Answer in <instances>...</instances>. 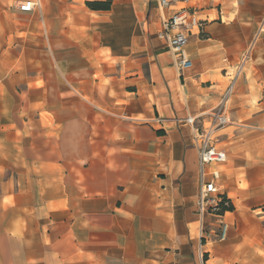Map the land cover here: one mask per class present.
<instances>
[{
	"label": "crops",
	"instance_id": "0c3cea01",
	"mask_svg": "<svg viewBox=\"0 0 264 264\" xmlns=\"http://www.w3.org/2000/svg\"><path fill=\"white\" fill-rule=\"evenodd\" d=\"M25 1L0 0V264H264V0L179 1L204 20L181 73L155 0ZM249 48L217 131L227 237L201 241L194 126Z\"/></svg>",
	"mask_w": 264,
	"mask_h": 264
},
{
	"label": "built area",
	"instance_id": "2783aa9c",
	"mask_svg": "<svg viewBox=\"0 0 264 264\" xmlns=\"http://www.w3.org/2000/svg\"><path fill=\"white\" fill-rule=\"evenodd\" d=\"M160 11V28L157 38L171 51L173 64L178 72L191 66L185 47L191 35H201L204 20L197 16L193 8L185 5L176 7L181 0H155ZM35 6L33 1H25L19 5L20 10L29 11ZM170 10V13H166ZM250 48L246 50L231 72L230 84L224 92L222 101L208 114L207 126H194L193 140L198 150V192L195 214L198 218V232L201 241L215 236L217 240L227 237L229 225L224 216L231 207V200L220 185L219 166L226 160V151L217 144L216 132L228 122L225 112V101L231 91L236 77L242 72L244 64L249 60ZM192 125L194 117H187ZM210 218L208 227L206 219ZM202 255V253H201Z\"/></svg>",
	"mask_w": 264,
	"mask_h": 264
},
{
	"label": "trees",
	"instance_id": "16d2710c",
	"mask_svg": "<svg viewBox=\"0 0 264 264\" xmlns=\"http://www.w3.org/2000/svg\"><path fill=\"white\" fill-rule=\"evenodd\" d=\"M88 7L92 9H108L110 7L109 1H91L86 3ZM233 209V206L231 205L230 210Z\"/></svg>",
	"mask_w": 264,
	"mask_h": 264
},
{
	"label": "rangeland",
	"instance_id": "374dc122",
	"mask_svg": "<svg viewBox=\"0 0 264 264\" xmlns=\"http://www.w3.org/2000/svg\"><path fill=\"white\" fill-rule=\"evenodd\" d=\"M229 70H231V69H229ZM206 126L208 125L207 123L205 124ZM220 129H222V128H220ZM216 140L218 141V139H219V134H218V132H216ZM230 198H231V201L232 200H234L235 198H236V196H235V194L234 193H230ZM235 202H237V201H235ZM231 205L233 206V208H234V205H233V202H231ZM262 207V211H264V205L263 206H261ZM258 212H260V211H258ZM211 219L210 218H207L206 219V227H208V225H209V221H210ZM214 238H216L215 236H214ZM217 239V238H216ZM203 258H204V255H203Z\"/></svg>",
	"mask_w": 264,
	"mask_h": 264
}]
</instances>
